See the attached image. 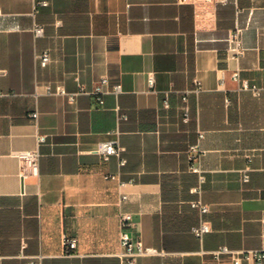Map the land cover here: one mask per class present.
I'll use <instances>...</instances> for the list:
<instances>
[{
	"label": "crops",
	"instance_id": "0c3cea01",
	"mask_svg": "<svg viewBox=\"0 0 264 264\" xmlns=\"http://www.w3.org/2000/svg\"><path fill=\"white\" fill-rule=\"evenodd\" d=\"M41 1L0 0V264H234L213 250L264 248V0ZM103 75L102 104L85 91ZM105 140L120 154L98 153ZM198 140L200 194L187 157ZM24 149L40 151L36 174L22 175ZM197 197L210 211L190 205ZM126 211L133 236L167 254L120 256ZM202 220L211 230L199 238Z\"/></svg>",
	"mask_w": 264,
	"mask_h": 264
},
{
	"label": "built area",
	"instance_id": "2783aa9c",
	"mask_svg": "<svg viewBox=\"0 0 264 264\" xmlns=\"http://www.w3.org/2000/svg\"><path fill=\"white\" fill-rule=\"evenodd\" d=\"M186 1V0H179ZM193 1V0H191ZM214 2L226 1V0H212ZM41 4L47 5L48 1L43 0ZM3 14V10L0 8V15ZM34 32L36 36H40L44 34V28L41 24H36L34 27ZM229 41L232 44L233 49L235 50V55H240L243 53V45L240 36V30L236 29L232 31L229 35ZM39 63L41 66H46L50 61V53L49 51H43L38 55ZM232 78L235 81L241 83V87L243 89H250L254 94L258 95L261 93V87L257 84L252 83L248 78H243L240 74V71L237 69L232 73ZM149 84H154V75L151 74L148 78ZM109 86V77L107 75H103L100 79L94 84L93 88L90 91H85L84 87H80V92H90L97 95L99 101L103 104L105 99L103 94L108 92ZM113 92L116 94L122 91V84L117 83L113 86ZM55 92L67 95L70 100H74L78 92H68L67 89L63 85H57ZM188 98L187 93L183 95V99L186 101ZM166 106H169L168 101L165 102ZM184 121H189L188 115V107L184 106ZM37 112L33 113V116L37 117ZM127 116L120 114L118 119H126ZM204 134L202 132L199 133V139L202 138ZM45 139V135H40L39 141H43ZM96 151L102 154L105 158H108L112 154H120L121 147L118 145L116 140H105L98 143L96 147ZM205 153L204 149L201 147L199 140L193 142L189 145L187 149V157L189 161V168L191 171L195 172L199 176V182L191 187V192L200 194L202 192V185L206 180L205 174L200 165V159L202 155ZM18 158L21 162L22 167V175L26 174V171H30L33 174L38 172L39 168V149H24L20 150L17 153ZM106 177L115 178V175H106ZM248 178L247 176L245 177ZM125 185L124 181H121L120 186ZM128 194L125 192H121V199H127ZM190 205L197 209L201 214L207 213L210 211V205L203 201L201 197L193 198L190 200ZM133 214L131 212H123L120 215V241L122 245V251L120 252V256L129 263H134L138 256L142 255H165L167 251L163 248H160L155 245L145 244L140 238L134 237L131 232V227L133 226ZM211 230V224L207 220H202L198 224L192 226V232L199 238H203V236ZM78 239L74 236H65L63 239V243L68 247V249H73L77 246ZM230 255L232 257L234 264H242L243 262H247V264H263L264 263V248H247V249H233L228 245H221L217 249L213 250V255L216 259L220 260L223 255ZM27 264H35L33 261L27 262Z\"/></svg>",
	"mask_w": 264,
	"mask_h": 264
}]
</instances>
